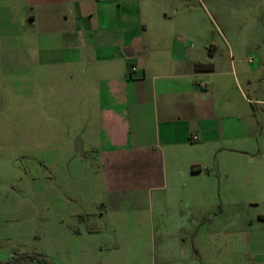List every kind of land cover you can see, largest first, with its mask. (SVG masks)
<instances>
[{
    "label": "rangeland",
    "instance_id": "obj_1",
    "mask_svg": "<svg viewBox=\"0 0 264 264\" xmlns=\"http://www.w3.org/2000/svg\"><path fill=\"white\" fill-rule=\"evenodd\" d=\"M204 2L203 24L233 41L230 122L247 135L215 158L199 208L152 210L104 194L80 129L57 113L73 83L23 24L24 0H0V264H262L264 0Z\"/></svg>",
    "mask_w": 264,
    "mask_h": 264
},
{
    "label": "crops",
    "instance_id": "obj_2",
    "mask_svg": "<svg viewBox=\"0 0 264 264\" xmlns=\"http://www.w3.org/2000/svg\"><path fill=\"white\" fill-rule=\"evenodd\" d=\"M24 4L22 22L51 52L56 79L73 83L57 113L80 129L81 155L96 163L104 194L120 207L199 208V183L212 180L215 158L236 135H247L230 122L233 41L220 30L219 44L203 24L197 10H207L204 0ZM200 64H213V72L198 71ZM259 258L264 264V254Z\"/></svg>",
    "mask_w": 264,
    "mask_h": 264
},
{
    "label": "trees",
    "instance_id": "obj_3",
    "mask_svg": "<svg viewBox=\"0 0 264 264\" xmlns=\"http://www.w3.org/2000/svg\"><path fill=\"white\" fill-rule=\"evenodd\" d=\"M196 69L201 72H213L214 66L213 64H200ZM260 218L264 219V216H261Z\"/></svg>",
    "mask_w": 264,
    "mask_h": 264
},
{
    "label": "water",
    "instance_id": "obj_4",
    "mask_svg": "<svg viewBox=\"0 0 264 264\" xmlns=\"http://www.w3.org/2000/svg\"><path fill=\"white\" fill-rule=\"evenodd\" d=\"M124 53L127 57H131L132 54H130V50L129 49H124Z\"/></svg>",
    "mask_w": 264,
    "mask_h": 264
},
{
    "label": "built area",
    "instance_id": "obj_5",
    "mask_svg": "<svg viewBox=\"0 0 264 264\" xmlns=\"http://www.w3.org/2000/svg\"><path fill=\"white\" fill-rule=\"evenodd\" d=\"M132 71H136V67H132Z\"/></svg>",
    "mask_w": 264,
    "mask_h": 264
}]
</instances>
